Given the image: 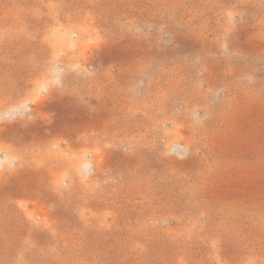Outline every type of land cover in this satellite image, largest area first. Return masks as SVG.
<instances>
[{
  "label": "rangeland",
  "instance_id": "rangeland-1",
  "mask_svg": "<svg viewBox=\"0 0 264 264\" xmlns=\"http://www.w3.org/2000/svg\"><path fill=\"white\" fill-rule=\"evenodd\" d=\"M0 264H264V0H0Z\"/></svg>",
  "mask_w": 264,
  "mask_h": 264
}]
</instances>
